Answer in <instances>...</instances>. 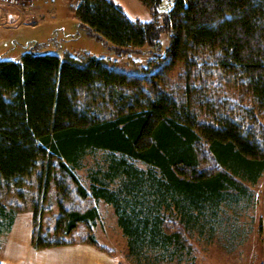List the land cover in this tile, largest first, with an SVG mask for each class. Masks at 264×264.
Segmentation results:
<instances>
[{"label": "trees", "instance_id": "trees-1", "mask_svg": "<svg viewBox=\"0 0 264 264\" xmlns=\"http://www.w3.org/2000/svg\"><path fill=\"white\" fill-rule=\"evenodd\" d=\"M139 1L149 21L112 0L72 9L120 56L157 47L158 72L130 75L38 45L20 62L0 58V236L30 211L33 249L88 244L113 255L93 233L104 202L132 264H194L190 238L213 234L210 218L219 224L222 204L264 174V0H170L165 13L164 0ZM177 67L170 88L163 72ZM100 151L86 186L77 171Z\"/></svg>", "mask_w": 264, "mask_h": 264}, {"label": "rangeland", "instance_id": "rangeland-1", "mask_svg": "<svg viewBox=\"0 0 264 264\" xmlns=\"http://www.w3.org/2000/svg\"><path fill=\"white\" fill-rule=\"evenodd\" d=\"M31 1L32 4L30 0L28 1V8L29 6L31 8L29 13L20 12V10L27 11L28 8L0 1V57L3 60L20 62L22 56L29 52L32 46L38 45L34 48L36 52L51 51L62 59L66 55L84 54L102 58L110 66L130 75L143 76L161 69L160 64L149 65L155 54L159 55L161 52L157 47L148 45L120 56L112 48L111 43L97 39L89 29H80L72 8L78 6L81 0ZM170 7V0H164L161 13L167 12ZM129 15L141 21L151 19V16L146 17L135 11ZM160 43L161 49H165L170 44V33L163 32ZM147 67L149 72L146 71ZM179 72L178 67L170 72H163L170 88H175L180 83ZM157 79L155 80L159 81V78ZM103 158L102 151L86 157L84 168L77 171L84 185L88 186L89 174L96 166L95 162H101ZM136 164L140 168H145L142 163L136 162ZM247 187L248 196L240 198L230 206L222 204L219 224H214L215 220L210 218L209 221L215 229L213 234L209 231L202 235L195 232L190 238L195 257L194 264L264 263V235L260 232L263 218L264 174L257 184L247 183ZM13 201H16L15 198ZM97 206L100 219L93 233L99 244L114 251L110 256L117 258L118 264H132L128 258L127 241L117 224L113 207L104 202L97 203ZM27 212L32 214L30 211ZM57 213L58 210L54 206L51 212L45 214L46 227L49 226L48 219ZM3 236L5 235L0 236V258L4 257L9 238Z\"/></svg>", "mask_w": 264, "mask_h": 264}, {"label": "crops", "instance_id": "crops-1", "mask_svg": "<svg viewBox=\"0 0 264 264\" xmlns=\"http://www.w3.org/2000/svg\"><path fill=\"white\" fill-rule=\"evenodd\" d=\"M0 1L8 3V0ZM112 1L120 5L128 15L135 11L146 17L151 16L139 0ZM31 2L30 0V4H32ZM20 12L29 13L31 8L29 6L27 11L20 10ZM129 17L131 16L129 15ZM32 231V214L29 212L19 214L8 235V245L4 257L0 258L2 264H118L117 258L111 257L88 244L35 250L31 246Z\"/></svg>", "mask_w": 264, "mask_h": 264}, {"label": "built area", "instance_id": "built-area-1", "mask_svg": "<svg viewBox=\"0 0 264 264\" xmlns=\"http://www.w3.org/2000/svg\"><path fill=\"white\" fill-rule=\"evenodd\" d=\"M28 1L29 0H8V2L11 5L18 6V7L25 8V9L28 8Z\"/></svg>", "mask_w": 264, "mask_h": 264}, {"label": "water", "instance_id": "water-1", "mask_svg": "<svg viewBox=\"0 0 264 264\" xmlns=\"http://www.w3.org/2000/svg\"><path fill=\"white\" fill-rule=\"evenodd\" d=\"M13 20V19H12Z\"/></svg>", "mask_w": 264, "mask_h": 264}]
</instances>
